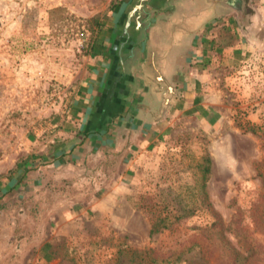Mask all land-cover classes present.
Returning <instances> with one entry per match:
<instances>
[{"label":"rangeland","instance_id":"rangeland-1","mask_svg":"<svg viewBox=\"0 0 264 264\" xmlns=\"http://www.w3.org/2000/svg\"><path fill=\"white\" fill-rule=\"evenodd\" d=\"M114 1L0 0V162L21 160L24 133L51 127L52 117L68 105L69 80H78L89 38ZM223 95L234 124L220 126L217 135L196 129L178 136L174 162H156L139 185L117 197L84 200L80 206L92 209L84 217L62 215L66 207H78L54 179L38 176L34 186L5 187L0 264H132L119 262L120 249L164 253L182 241L195 245L175 264H229L220 253L224 239L243 255L248 246L260 244L262 249L237 264H264V231L251 215L262 189L257 169L264 162V105L252 121L231 92L223 88ZM205 154L211 162L205 182L210 207L201 202L196 168ZM10 173L0 174V180ZM238 210L242 230L232 227ZM213 212L223 222L222 236L210 230ZM183 213L191 214L150 236L153 219Z\"/></svg>","mask_w":264,"mask_h":264},{"label":"crops","instance_id":"crops-1","mask_svg":"<svg viewBox=\"0 0 264 264\" xmlns=\"http://www.w3.org/2000/svg\"><path fill=\"white\" fill-rule=\"evenodd\" d=\"M89 39L67 108L24 133L21 160L0 162L11 171L0 192L54 179L78 207L62 215L84 217V200L117 197L172 161L178 136L234 124L223 88L246 119L261 115L264 0H115Z\"/></svg>","mask_w":264,"mask_h":264},{"label":"trees","instance_id":"trees-1","mask_svg":"<svg viewBox=\"0 0 264 264\" xmlns=\"http://www.w3.org/2000/svg\"><path fill=\"white\" fill-rule=\"evenodd\" d=\"M253 131L252 129H250ZM210 157L209 155L205 154L202 156V161L196 164V168L201 173V180L199 182V186L203 192V198L201 202H204L206 206L210 207V204L207 200V194L205 191V182L208 178V174L210 173ZM259 165L262 168H259ZM258 165L257 174L260 176L262 180V189L258 196L254 198L251 206V215L253 217L252 221L255 224L256 228L264 231V162H261ZM242 211L238 210V213L232 219L234 226L237 230H242L240 227V218ZM191 213L188 214H175L173 216H165V217H157L150 222L149 234L150 236L159 232L163 228H171L174 224L181 221V219L189 216ZM214 221L210 225V230L212 232L217 233L219 236H222V232L224 231V225L220 218V216L213 212ZM231 226V225H230ZM236 230V231H237ZM235 231V230H234ZM246 235V234H245ZM226 248H221L220 253L225 260L229 262V264H237L241 261H247L249 257L253 256L257 253V249L261 248L260 244L250 245L246 250V255L239 252L234 246H231L226 240ZM195 244L191 245L188 242L182 241L177 244V247L168 250L164 253H159L151 248L146 249H134V248H126L120 249L119 255L122 260L119 259V262H127L132 264H175L181 258V256L186 252L191 250Z\"/></svg>","mask_w":264,"mask_h":264},{"label":"built area","instance_id":"built-area-1","mask_svg":"<svg viewBox=\"0 0 264 264\" xmlns=\"http://www.w3.org/2000/svg\"><path fill=\"white\" fill-rule=\"evenodd\" d=\"M81 35H83V33H81Z\"/></svg>","mask_w":264,"mask_h":264}]
</instances>
